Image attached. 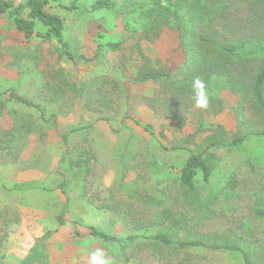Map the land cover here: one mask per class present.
Masks as SVG:
<instances>
[{"label": "rangeland", "instance_id": "obj_1", "mask_svg": "<svg viewBox=\"0 0 264 264\" xmlns=\"http://www.w3.org/2000/svg\"><path fill=\"white\" fill-rule=\"evenodd\" d=\"M110 1L111 9H91L95 0H51L45 7L63 20L71 60L60 57L54 37L26 38L12 7L0 10V264H91L96 251L108 264H244L236 251L157 243L152 237L159 233L236 245L252 264H264V135L207 149L211 174H196L194 192L178 179L190 151L264 128V109L249 89L264 63V0H201L216 13L198 29L215 41L208 57L226 63L244 88L232 91L224 75L212 74L205 90L223 110L197 108L192 86L182 124L144 103L159 83L133 81L151 68L169 72V90L183 82L197 41L190 25L177 29V0ZM35 30L45 27L37 23ZM117 40L119 49L103 46L93 59L98 43ZM238 45L251 52L219 49ZM11 92L38 104L43 117L9 99ZM239 107L249 127L239 124ZM230 177L235 187H223ZM90 226L138 238L123 255L117 244L91 235Z\"/></svg>", "mask_w": 264, "mask_h": 264}, {"label": "trees", "instance_id": "obj_2", "mask_svg": "<svg viewBox=\"0 0 264 264\" xmlns=\"http://www.w3.org/2000/svg\"><path fill=\"white\" fill-rule=\"evenodd\" d=\"M51 0H25L22 3L14 4L13 2L0 0V10L5 9L6 6L12 7V10L9 11V14L13 17V22L15 27L21 31L26 38H30L33 35H36L41 38H56L57 42L63 48L60 53V57L65 56L67 59H73L71 52L68 50L69 45L63 38V27L64 23L62 18L56 13L48 12L45 7L49 4ZM172 1V0H169ZM178 5H175L173 13L178 19L177 29L180 34L185 31V28L189 25L188 34L191 37L196 38L195 44L193 43L190 46V49L196 57L192 62L189 63L186 70L181 71V75L183 77V82L180 84H171L173 91L169 90L170 86V74L166 69H145L141 70L138 76L133 79L135 82H145L152 81L160 84V87L156 89L150 96L144 98V103L147 105L149 109H151L154 113L159 114L167 119L177 120L180 124L183 123L185 119L184 113L187 112V109L191 107L190 96L188 91L189 88H192L193 81L196 78L201 79L204 84H206L207 79L212 74H220L224 75L227 81L230 83V88L232 91H235L237 88H244L243 84H239L237 82L236 76H233L232 72L226 66V63H221L217 58L213 56L208 57L210 53V47H215V41L211 38H208L203 33H199V25L204 22L211 23L213 19L216 17V13L207 9L204 4H202L201 0H177ZM15 6V7H14ZM66 9L72 8V6H63ZM113 8V4L110 0H95L91 5V9H111ZM26 10L25 16L22 14V10ZM162 12L168 13L172 9L169 6H161ZM161 13V12H160ZM159 17V13L158 16ZM187 17V20L185 19ZM185 19V20H184ZM40 24L45 27V31H36V24ZM123 40L110 41L106 43H98L97 51L95 57H97L101 47H106L111 50H117L121 47ZM199 45V49H196V46ZM219 49L226 54H232L240 52L241 50L247 52L243 45L238 46H219ZM198 50V51H197ZM212 50V49H211ZM248 52H251L248 51ZM85 60H89L88 58H84ZM91 60V59H90ZM249 89L252 93L253 99L259 104L260 107L264 109V63L260 67L258 73L253 78L251 84L249 85ZM171 88V87H170ZM189 89V90H188ZM9 99H12L16 102L22 103L27 107H33L39 111L40 116L43 117V110L41 107L32 102L31 100L20 96L14 92L9 94ZM2 104L0 103V114L2 113ZM216 109L214 112H220L223 110V104L219 101H209L207 109ZM237 119L241 126H248V119L245 117L243 108L239 107V111L237 113ZM136 123H139L138 120H135ZM55 122V120H54ZM144 129L150 130V124H141ZM254 133V134H253ZM60 138L64 143H67V137L64 133H58ZM251 135H264V128L260 131L253 132V128L249 127V132L242 134L241 136L233 138L230 143L225 144L221 140L214 139L210 141L206 148L200 150L198 152L190 151L185 162L182 164L179 170L178 179L183 187H185L189 192H194L196 190L194 177L198 172H200L205 180H207L211 174V170L209 166L206 164L205 156L207 149L214 146H231L237 145L244 141L248 136ZM223 187H235L234 177H230L223 185ZM213 198H208L205 201L204 207L207 209L209 202H211ZM89 233L95 237H98L101 240L109 241L115 243L119 246V249L123 255H127L126 249L131 245V243L138 238L136 235H128L125 237H117L115 235L107 234L94 226L89 227ZM51 234L50 231L46 232L40 239V241H44ZM147 238V237H146ZM152 240L157 243H161L164 245H172L175 248L185 249V248H207L212 250H226V251H236L242 254L244 264H252L249 260V256L246 252H244L241 248L236 245L231 244H223V245H213L206 244L202 240H180L174 239L172 240L168 233H159L152 237Z\"/></svg>", "mask_w": 264, "mask_h": 264}, {"label": "clouds", "instance_id": "obj_3", "mask_svg": "<svg viewBox=\"0 0 264 264\" xmlns=\"http://www.w3.org/2000/svg\"><path fill=\"white\" fill-rule=\"evenodd\" d=\"M194 89V101L197 108L206 109L209 104V97L205 90L204 82L196 78L193 81ZM91 264H108V262L103 258L100 251H96L90 254Z\"/></svg>", "mask_w": 264, "mask_h": 264}, {"label": "built area", "instance_id": "obj_4", "mask_svg": "<svg viewBox=\"0 0 264 264\" xmlns=\"http://www.w3.org/2000/svg\"><path fill=\"white\" fill-rule=\"evenodd\" d=\"M5 1L13 2L14 4H19L24 2L25 0H5Z\"/></svg>", "mask_w": 264, "mask_h": 264}]
</instances>
